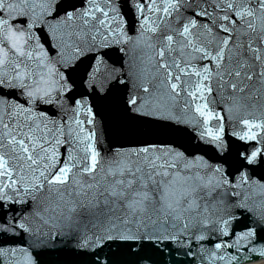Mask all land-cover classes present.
Wrapping results in <instances>:
<instances>
[{"label":"snow or ice","instance_id":"1","mask_svg":"<svg viewBox=\"0 0 264 264\" xmlns=\"http://www.w3.org/2000/svg\"><path fill=\"white\" fill-rule=\"evenodd\" d=\"M0 264H264V0H0Z\"/></svg>","mask_w":264,"mask_h":264}]
</instances>
